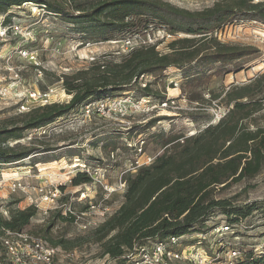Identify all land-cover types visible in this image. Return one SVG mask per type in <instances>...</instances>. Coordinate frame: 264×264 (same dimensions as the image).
Wrapping results in <instances>:
<instances>
[{
  "label": "trees",
  "instance_id": "trees-1",
  "mask_svg": "<svg viewBox=\"0 0 264 264\" xmlns=\"http://www.w3.org/2000/svg\"><path fill=\"white\" fill-rule=\"evenodd\" d=\"M67 1L0 0V15L8 25L14 17L10 14L12 9L34 4L72 24L74 31L83 36V44L124 41L156 25L171 35L189 36L174 39L166 51L159 50L160 43H145L118 58L95 62L92 69L60 77L71 96L69 102L37 107L0 127L2 166L50 151L35 143L10 146L9 142L21 141L29 132L43 130L88 103L125 94L165 100V92L154 89L152 83L145 82L146 78L162 79L171 68H176L183 72L184 78L198 79L215 64L223 67L234 64L233 72H238L258 58V49L225 44L213 34L235 22L253 21L264 25V0H221L199 12L162 0ZM211 75L202 78L208 82ZM210 97V103L223 97L229 108L218 123H210L191 136L169 138L164 142L163 154L152 165L123 176L126 191L122 205L84 237L86 243L99 245L103 256L118 264H129L138 248L175 236L205 232L206 223L216 211L232 224L255 212L264 215V199L237 205L231 199L217 196L221 190L264 171V127L257 122L258 114L264 111V72L244 88ZM198 99L190 100L198 103ZM165 119L168 118H155L145 127L152 129ZM191 119L199 121L195 114ZM90 183L92 179L86 173H78L72 180L73 186ZM37 213L30 206L9 211L8 218L0 214V231L2 228L25 231ZM53 215L65 222L76 220L72 215H62L60 210ZM242 253L238 264H264V253L243 250ZM0 264H11L1 241Z\"/></svg>",
  "mask_w": 264,
  "mask_h": 264
},
{
  "label": "rangeland",
  "instance_id": "rangeland-1",
  "mask_svg": "<svg viewBox=\"0 0 264 264\" xmlns=\"http://www.w3.org/2000/svg\"><path fill=\"white\" fill-rule=\"evenodd\" d=\"M60 3L67 0H57ZM81 2L82 0H78ZM101 2L102 0H94ZM179 8L191 12L207 10L221 0H162ZM263 1V0H256ZM10 14L13 18L9 24L23 26L34 31L29 41L23 37L11 35L6 41H0V86L19 80L24 90L44 92L52 89L51 103L69 102V96L59 80L63 75H73L80 70L92 69V64L105 59L120 57L124 53L122 42L84 43L83 36L74 31V26L63 21L60 17L45 13L42 8L34 4H25L14 8ZM5 17L0 15V21ZM35 34V35H34ZM214 38L222 43L242 47H253L259 50L258 58L247 63L241 71H234L233 65L209 66L204 75L212 74L206 82L202 77L198 79L184 78L183 72L171 68L164 78H146V83H152L157 90L174 88L177 82L181 93L188 100L181 110L164 112L163 118L152 129L145 125L155 118L154 114H142L132 119L134 131L120 130L119 127L104 118L93 116L85 118L81 110L71 116L59 120L45 130L32 131L21 141H10V146L18 143L29 146L33 143L41 145V149L50 148L33 155L29 159L3 167L5 182L0 188V214L9 217V211L26 209L33 205L31 199L38 200L40 189L45 191L60 188L62 197L56 206L61 214L70 207L79 217L75 222H65L54 218L55 204L42 203V209L48 208L46 215L39 209L35 218L25 229L27 232L43 236L51 246L59 250V264H118L108 256H103L101 247L94 243H86L84 237L101 222L115 213L125 199L126 187L121 186L122 173L127 171L134 152L127 147V141H136L140 137L147 142L146 151L152 155H161L164 142L173 136H191L204 129L208 124L215 123L220 116L226 115L229 108L224 101L218 99L210 103L211 97L226 94L233 90L244 88L251 84V80L264 72V25L253 21H243L226 24L215 32ZM189 36L183 33L169 34L166 29L156 25L147 32L133 37L135 44H159V50L166 51L170 42L176 38ZM131 38V37H129ZM35 52L36 61L24 58L21 49ZM42 68V73L38 72ZM206 71V68L204 69ZM204 70L202 72H204ZM232 71L231 73H228ZM18 75V79L15 78ZM173 81V82H172ZM137 95V93H134ZM196 98L197 102L190 99ZM204 100V101H202ZM31 106H33L31 104ZM169 114V115H167ZM199 118L195 122L191 115ZM264 111L257 116V122L264 127ZM17 101L0 100V127L9 124L11 120L20 117ZM223 118V117H222ZM248 122L251 125L252 122ZM216 124V123H215ZM154 136V137H153ZM112 154L115 157H112ZM77 164H86L91 170L102 168L107 171L108 184L115 190L105 191L99 184L90 183L73 186L72 180L80 173ZM22 180L26 191L12 193L10 180ZM219 198H228L237 205H245L264 199V171L255 178L246 179L229 188L221 190ZM53 208V209H52ZM84 213V215H82ZM63 215V214H62ZM55 219V220H54ZM227 218L220 211L209 219L204 230L215 225H224ZM91 224V225H89ZM49 226H53L48 229ZM239 242L245 253L256 252L264 245V215L255 212L243 220L239 228ZM195 237L196 234H191ZM189 243V242H188ZM72 254L66 258V254Z\"/></svg>",
  "mask_w": 264,
  "mask_h": 264
},
{
  "label": "built area",
  "instance_id": "built-area-1",
  "mask_svg": "<svg viewBox=\"0 0 264 264\" xmlns=\"http://www.w3.org/2000/svg\"><path fill=\"white\" fill-rule=\"evenodd\" d=\"M42 10L47 14H52L44 8ZM33 30L30 28L24 30L21 25H6L3 21H0V41H6L9 36H17L19 34H24L25 41H29L30 37L32 38L33 36ZM122 46L124 53H128L135 47L140 46V44H135L132 37L124 40ZM19 53L24 58L36 61L35 52H31L29 49H21ZM2 59L0 56V61ZM38 72L41 74L42 68H38ZM18 77L16 75L15 78L18 79ZM19 82V80H14L7 85L0 86V100L17 101L18 113L25 114L37 107L52 104L51 98L54 93L52 89L44 92L24 90L20 87ZM173 85L174 88L178 87L177 82H174ZM188 104V98L182 93L173 98L167 96L162 101L152 97L136 98L132 94H125L88 103L81 109V115L85 118L98 116L119 127L121 131H131L133 129L132 119L135 116L154 114L153 116L155 117H162L164 112L172 113L181 110L183 105ZM224 116L225 114L216 119L215 123H218ZM194 134L196 133L191 135ZM127 147L134 152L135 158L131 161L128 170L122 173V176L128 172H136L141 167L152 165L157 158V155H152L146 151L147 142L141 137L136 141H127ZM112 157H115V155L112 154ZM3 167L0 165V188L6 181ZM75 167L79 168L80 173L88 174L92 182L99 184L105 191H115L107 183L108 175L105 169L98 167L91 170L86 164H77ZM120 181L121 186L126 187L123 178ZM26 189L22 180L18 178L10 180L12 193L21 190L25 192ZM38 194L39 197L41 196L39 201L31 199L32 206L38 211L40 209L46 215L51 211L48 208L46 210L42 209V203L55 204L54 209H60L56 206V203L62 197L60 188L57 187L51 191L40 189ZM62 214L64 216L72 215L75 218L79 217L70 207ZM242 222L243 220L236 224L226 222L224 225H215L205 232L196 233L195 237L191 236V234L180 237L175 236L138 248L136 253L131 256L129 264H238L243 255L242 246L239 242H233L232 240H240L237 228ZM95 225L98 226L97 224ZM0 232V241L7 252L11 264H59V250L51 246L43 236L27 232L26 230L18 232L6 228H2ZM256 252L258 254L264 253V245L259 246ZM65 257L71 258L72 254L68 253Z\"/></svg>",
  "mask_w": 264,
  "mask_h": 264
},
{
  "label": "crops",
  "instance_id": "crops-1",
  "mask_svg": "<svg viewBox=\"0 0 264 264\" xmlns=\"http://www.w3.org/2000/svg\"><path fill=\"white\" fill-rule=\"evenodd\" d=\"M162 91H163V93L165 92L164 94H166V96L171 97V98L177 97L181 93V89L179 87H177V88H169L168 91L163 89Z\"/></svg>",
  "mask_w": 264,
  "mask_h": 264
}]
</instances>
